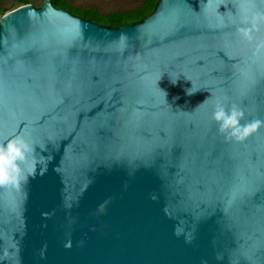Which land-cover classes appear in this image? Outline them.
Instances as JSON below:
<instances>
[{
    "label": "water",
    "instance_id": "water-1",
    "mask_svg": "<svg viewBox=\"0 0 264 264\" xmlns=\"http://www.w3.org/2000/svg\"><path fill=\"white\" fill-rule=\"evenodd\" d=\"M218 104L264 121V0L116 29L5 14L0 145L30 150L0 185V264H264V127L226 138Z\"/></svg>",
    "mask_w": 264,
    "mask_h": 264
},
{
    "label": "clouds",
    "instance_id": "clouds-1",
    "mask_svg": "<svg viewBox=\"0 0 264 264\" xmlns=\"http://www.w3.org/2000/svg\"><path fill=\"white\" fill-rule=\"evenodd\" d=\"M241 35L245 39H251L247 30L241 29ZM175 83V81H173ZM194 92L189 89L187 94ZM212 118L219 125V131L226 138L243 141L259 128L264 127V121L256 119L251 122L242 123L244 112L233 106L226 109L223 104H218L212 114ZM30 150L29 145L22 139L10 140L6 145H0V185L7 184L16 180L19 167L16 161L25 159L26 153Z\"/></svg>",
    "mask_w": 264,
    "mask_h": 264
},
{
    "label": "trees",
    "instance_id": "trees-1",
    "mask_svg": "<svg viewBox=\"0 0 264 264\" xmlns=\"http://www.w3.org/2000/svg\"><path fill=\"white\" fill-rule=\"evenodd\" d=\"M50 2L53 7L63 9L73 16L97 23L105 28L116 29L121 26L136 25L143 22L156 11L160 0H138V5L134 9L115 11L110 14H103L95 8L76 7L68 0H50ZM23 3L28 4L27 0H23ZM9 11L8 7L0 8V20Z\"/></svg>",
    "mask_w": 264,
    "mask_h": 264
},
{
    "label": "rangeland",
    "instance_id": "rangeland-1",
    "mask_svg": "<svg viewBox=\"0 0 264 264\" xmlns=\"http://www.w3.org/2000/svg\"><path fill=\"white\" fill-rule=\"evenodd\" d=\"M72 5L83 8H95L103 14L115 11H130L138 5V0H68ZM27 5L41 8L45 0H27ZM25 5L23 0H0V8L8 7L9 12ZM8 12V13H9Z\"/></svg>",
    "mask_w": 264,
    "mask_h": 264
}]
</instances>
